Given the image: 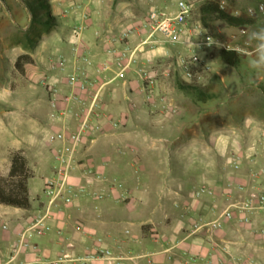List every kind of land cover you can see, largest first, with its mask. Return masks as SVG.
Returning <instances> with one entry per match:
<instances>
[{
  "label": "rangeland",
  "instance_id": "obj_1",
  "mask_svg": "<svg viewBox=\"0 0 264 264\" xmlns=\"http://www.w3.org/2000/svg\"><path fill=\"white\" fill-rule=\"evenodd\" d=\"M180 1L185 0H0V159L15 140L10 120L15 114L23 113L24 108L16 103L17 100L25 97V109L36 105L42 112L50 111L40 81L48 77L61 78L49 70V62L57 53L72 57L69 39L76 26H86L82 41L89 49L98 46L92 54L99 56L102 53L100 39L115 36L141 21L151 9L174 12ZM190 1L194 9L189 28L196 31L192 40L209 45L148 48L149 51L166 50L163 57L154 55L151 61L141 60L146 71L156 74L152 88L145 87L132 69L145 87V93L153 95L154 89L162 86L163 113L159 110L158 119L165 122L163 125L168 126V130L167 133H153L144 129L143 148L149 158L141 163L131 161L132 167L127 169L131 179L121 188L130 196L129 190L146 196L155 188L157 207H150L147 216L145 213L139 216L137 204L118 205L126 210V219L137 227L142 219L157 218L159 213L154 209L160 202L168 201L164 215L168 228L165 235L179 240L189 231L193 220L205 214L203 208L215 196L204 194L195 198L199 190L214 191L217 186L216 214L226 205L224 189L230 179L245 187L244 196L255 192L256 188L264 191V179H256L264 172V0ZM206 1L218 3L220 10L229 16L243 17L249 23L232 27L214 16H206L201 21L198 10ZM41 3L46 9L37 8ZM29 6L35 9L34 20L26 9ZM48 17L53 19L50 24L45 23ZM137 42L131 39L129 45L134 47ZM223 50L236 53V66L219 57ZM20 55H28L34 62L25 66L27 70L23 75L14 69ZM181 60L188 64L191 77L182 72ZM133 101L142 104L141 96H133ZM156 106L151 108L157 110ZM183 109H186L184 115ZM117 119L122 118L115 121ZM236 157L239 169L230 172L229 163ZM48 162L52 164V157ZM38 199L45 203L47 198L42 193ZM251 218L261 221L260 226L264 225V214ZM21 220V215L0 209V242L5 239L8 242L2 248L3 259L11 253L14 232ZM4 225L7 231L3 230ZM238 228H243L242 236L249 237L252 229L238 224L224 226L213 234L202 230L197 237L204 243L213 241L222 245V239L234 238ZM259 238L264 240V236ZM47 239L30 237L42 252ZM23 259L21 256L20 260ZM257 264H264V253L257 254Z\"/></svg>",
  "mask_w": 264,
  "mask_h": 264
},
{
  "label": "crops",
  "instance_id": "obj_2",
  "mask_svg": "<svg viewBox=\"0 0 264 264\" xmlns=\"http://www.w3.org/2000/svg\"><path fill=\"white\" fill-rule=\"evenodd\" d=\"M165 54L166 50L164 49L149 51L148 48H145L139 56L141 60L151 61L154 55L155 57L156 55L163 57ZM105 58L103 52L99 56L92 54L93 65ZM71 59L72 57H70ZM92 67H88L87 70L90 76L92 75ZM56 79L58 78L56 77ZM59 79L62 80V77ZM59 88L62 94L66 92L63 83L59 85ZM2 90H5L4 85ZM162 92L163 88L159 85L154 89L151 98L148 99L143 91L141 81L132 70L126 73L123 80H116L103 89L98 112L108 115L114 121L118 117L123 120L117 119L116 122L119 124L117 129L111 128L109 121L102 117L93 121L94 129L83 140L77 156L79 164L72 176V182L75 185H84L91 181L90 190L101 188L105 194L107 193V183L96 181L93 177L87 178L86 176L85 178L83 171L87 168H91L95 175L103 176L109 181L114 180L118 184L121 183V187L127 185L131 179L127 170L128 167H132V163L146 162L149 158L148 152L143 146L145 138L142 132L145 131L144 129L153 133H167L168 126L163 125L165 122L158 119ZM133 96H141L142 104L135 103ZM16 103L24 109L23 113L15 114L13 120H10V123L13 124L12 130L15 140L6 148L5 156L0 159V176H7L9 172V151H21L27 161V167L32 173V178L29 181V193L31 199L36 200V202L32 203L29 211L1 205L0 209L4 212L21 215L23 220L17 227V229H21L26 226L30 217L36 215L41 208L43 203L39 201L38 197L42 194L43 183L52 174L53 154L57 146L49 145L47 138L65 127L68 132L74 131L78 122L76 114L81 111V107L73 105L71 114L61 115L51 109L49 112H42L36 105H29V108L25 109V97L17 100ZM155 105L158 106H156L158 111L152 109L155 108ZM61 107L60 105L59 108ZM139 107H146V109H139ZM185 111L186 109H183V115ZM3 118H6L5 114ZM138 139L143 141L140 142ZM50 157H52V164L48 162ZM131 161L133 162L131 163ZM152 189L153 191H148L152 193H147L146 196H138V191L126 189L129 190L131 196L127 195L129 198L124 203H115L114 198L107 195H104L102 199H95L91 195H87L56 211L53 219L49 222L51 230L42 236L48 237L45 240L43 252L38 246L41 254L48 258H55L61 253L80 255L87 247H91L97 240H101L102 246L111 249L116 255L126 257L151 255L154 264H192L202 260L207 253H211L213 246L217 249V255L227 262L235 260L239 264H257V254L264 253V240L259 238L264 236L261 234L264 225L260 226L261 221L251 217L264 214V211L245 214L242 219L236 217L235 220L223 224L221 228L222 230L224 226L227 228L231 224L247 226L252 229L248 238L241 235L240 231L243 228H238V233L234 238L222 239V245L213 241L204 243L202 239L197 237L198 233L189 236L190 231L179 240L178 237L169 238L165 235L168 228L164 215L167 211L166 204L168 201L160 202L158 208L154 209L159 213L157 218L142 219L137 227L134 222L126 219V210L118 207V205L137 204L138 215L141 216L142 213H145L147 216L148 209L157 207L158 202L156 201L155 188ZM216 190L217 186L213 191L215 196L209 199L210 204L203 208L205 214L193 220L192 224L199 219L212 221L218 216V213L215 212L217 207ZM26 216H29L28 219H24ZM145 230L147 231L145 232ZM59 231L61 234H58ZM64 236L72 238L71 244L68 245L63 242ZM14 241L15 233L11 249ZM7 243L6 239L4 242H0V264L7 261L10 255L3 259L2 248ZM167 250H169L168 253ZM168 254L172 255V261L166 260ZM27 259L31 260L32 256ZM140 263L142 264L143 261L140 260ZM123 264H132V262L127 260Z\"/></svg>",
  "mask_w": 264,
  "mask_h": 264
},
{
  "label": "built area",
  "instance_id": "obj_3",
  "mask_svg": "<svg viewBox=\"0 0 264 264\" xmlns=\"http://www.w3.org/2000/svg\"><path fill=\"white\" fill-rule=\"evenodd\" d=\"M194 5L190 0L180 1L174 12L151 9L144 19L128 26L112 37L100 39V46L106 58L93 65L92 53L97 51L98 46L89 49L84 45L83 33L85 25L76 26L70 34L69 45L72 52V61L61 53H57L49 62V70L62 77L44 78L40 81L46 90L48 104L51 110L61 115H69L72 106L78 105L81 111L76 114L78 122L74 131L67 128L51 134L47 138L49 145L57 146L53 154V170L51 176L43 183L42 193L46 196V202L36 215L31 216L26 226L15 230V241L12 245L8 260L2 264H122L131 261L132 264H154L151 255H116L111 249L102 246L101 240H97L91 247H87L80 255L61 253L55 258H48L41 254L39 247L34 244L30 237L45 236L50 230L49 222L53 219L56 211L69 206L81 198L91 195L95 199H102L104 195L111 196L115 203H124L128 200L121 185L114 180H107L103 176L95 175L91 168L83 171L85 178L107 183L106 194L103 189L90 190L91 181L84 185H75L72 176L79 164L78 153L85 137L94 129L93 121L102 117L110 122L111 128L117 129L118 122L108 115L98 112L101 105L103 89L116 80H123L126 73L132 69L142 81L145 87L152 88L155 83L156 74L146 71L142 66L139 54L145 48H156L164 46H177L187 44L189 46L209 45L205 42H194L196 31L189 28V18L193 12ZM263 8L260 7V10ZM86 18L83 15V18ZM131 39H137L134 47L129 45ZM92 67V75H88V67ZM180 67L186 77H191L188 64L180 61ZM63 83L66 92H60L59 84ZM143 87V91L145 90ZM150 93H146L148 99ZM62 106L59 108V106ZM230 172L239 169L238 158L231 159L229 163ZM264 172L256 176L262 181ZM213 196L211 189H201L194 194L195 198L202 195ZM245 187L233 180H228L224 189L225 208L212 221L199 219L190 227L189 236L195 235L202 230L207 233H215L221 230L223 224L235 220L236 217L244 218L248 213H260L264 211V191L256 188L255 192L244 196ZM3 230L7 231L6 225ZM61 234V231L58 232ZM264 234V230L261 231ZM63 242L71 244L72 238L64 236ZM212 252L207 253L202 261L203 264H239L235 260L225 261L217 255V249L213 246ZM167 253L169 250L166 251ZM23 256L24 259L20 260ZM32 256L31 260L27 258ZM167 261H172L171 254L166 256Z\"/></svg>",
  "mask_w": 264,
  "mask_h": 264
},
{
  "label": "trees",
  "instance_id": "obj_4",
  "mask_svg": "<svg viewBox=\"0 0 264 264\" xmlns=\"http://www.w3.org/2000/svg\"><path fill=\"white\" fill-rule=\"evenodd\" d=\"M37 5V8L46 9L44 3ZM26 9H29L32 20H34V18H36L34 14L35 9L31 6ZM198 11L201 15V21H204L206 16H214L232 27H239L249 23L248 20L243 17L234 18L229 16L224 11L220 10L219 4L216 2L206 1L200 6ZM50 20L53 19L49 18L45 23L50 24ZM219 57L233 67L238 64V56L233 51L223 50L220 52ZM33 63L30 56L20 55L14 63V69L16 72L23 75L25 73V66L33 65ZM8 159L9 172L7 176H0V205L29 211L31 210L32 203L36 202V200L31 199L29 193V181L32 178V173L28 169L27 161L21 151H9Z\"/></svg>",
  "mask_w": 264,
  "mask_h": 264
}]
</instances>
